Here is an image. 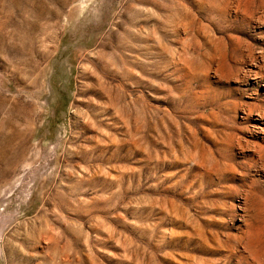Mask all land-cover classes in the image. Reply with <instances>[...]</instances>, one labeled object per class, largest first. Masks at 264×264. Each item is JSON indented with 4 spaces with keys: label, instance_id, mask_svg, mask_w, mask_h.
Returning a JSON list of instances; mask_svg holds the SVG:
<instances>
[{
    "label": "rangeland",
    "instance_id": "374dc122",
    "mask_svg": "<svg viewBox=\"0 0 264 264\" xmlns=\"http://www.w3.org/2000/svg\"><path fill=\"white\" fill-rule=\"evenodd\" d=\"M0 264H264V0H0Z\"/></svg>",
    "mask_w": 264,
    "mask_h": 264
}]
</instances>
